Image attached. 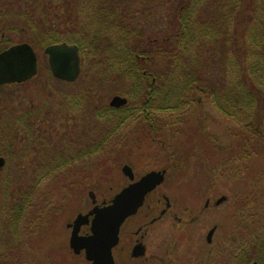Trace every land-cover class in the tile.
Segmentation results:
<instances>
[{
	"label": "rangeland",
	"instance_id": "1",
	"mask_svg": "<svg viewBox=\"0 0 264 264\" xmlns=\"http://www.w3.org/2000/svg\"><path fill=\"white\" fill-rule=\"evenodd\" d=\"M257 1L264 5V0ZM236 20L233 30L236 40L228 51L229 59L249 68L253 59H264V6L254 7L252 1L245 9L240 8ZM251 35L260 44L252 45ZM43 49L33 48L39 65L36 77L14 89L15 94L2 91L1 95L8 102L23 97L25 103L45 97L53 104L64 103L67 114L79 113L87 122H82L81 131H76L81 137L76 135L77 140L70 142L77 149L81 147V158L58 174L0 173V231H5L6 237L35 232L32 243L37 244L27 251L2 248L0 264H88L83 254L76 256L69 251L70 230L66 224L92 208L89 191L95 194L97 204H101L129 184L121 173L123 165H129L138 178L167 168L165 182L157 192L172 201L178 217L198 216V221L187 227H179L175 221L150 226L145 238L147 257L156 253L157 247L168 246L172 252L177 247L172 260L190 257V264H204L208 250L212 251L208 264H252L240 252V238L243 229L250 232L264 218V103L253 117L244 119L247 123L251 121L252 129L245 128L246 122L239 124L224 117L209 96L203 99L197 96V102L187 104V108L156 112L155 126L149 129L139 118L142 112L133 107L138 123L127 120L121 121L124 123L121 125L116 123L117 130L107 135L106 140H99L102 134L98 132L103 129L100 125L111 119L100 120L96 113L108 107L112 97L121 96L122 84L110 79L101 82L98 76L105 72L97 70L96 62L90 63L92 69L86 77L81 71L75 83L58 82L50 75ZM258 73L264 78V68ZM95 74L101 83L97 95L94 92L96 98L87 90ZM74 153L67 151L65 159L74 161ZM222 196L228 201L218 207L211 203L204 211L207 198L216 201ZM161 208L163 205H155L152 217H157ZM138 217L121 228L119 245L114 250L117 264H127L126 252L119 249L130 248L128 226L148 225L152 218ZM25 221L32 225L26 228ZM213 226L217 230L212 247H207L204 236Z\"/></svg>",
	"mask_w": 264,
	"mask_h": 264
},
{
	"label": "trees",
	"instance_id": "2",
	"mask_svg": "<svg viewBox=\"0 0 264 264\" xmlns=\"http://www.w3.org/2000/svg\"><path fill=\"white\" fill-rule=\"evenodd\" d=\"M249 1L0 0V44L75 45L84 77L96 62L97 70L105 72L98 76L101 82L121 83L128 104L97 111L96 118L111 119L100 125L99 140L115 132L116 123H138L135 109L142 112L139 118L146 127L154 128L156 112L179 110L196 103L197 96H209L224 117L245 125L244 119L264 103V78L257 74L264 59H253L246 68L230 61L228 51L236 40L233 30L240 8L252 1L254 7L264 6ZM250 40L254 46L261 42L252 35ZM95 75L88 82L91 94L101 86ZM250 122L246 129H252ZM71 139L77 140L67 134L66 151L81 152ZM240 252L248 262L264 264V218L250 232L243 229Z\"/></svg>",
	"mask_w": 264,
	"mask_h": 264
},
{
	"label": "flooded vegetation",
	"instance_id": "3",
	"mask_svg": "<svg viewBox=\"0 0 264 264\" xmlns=\"http://www.w3.org/2000/svg\"><path fill=\"white\" fill-rule=\"evenodd\" d=\"M0 26H3V24H0ZM1 37L4 38V36L2 35ZM18 44L20 43H14L6 48H3V45L0 44V53ZM52 79L55 78L52 77ZM28 81L20 84L15 83L0 86V160L3 161V164L0 167V173L22 172L32 173L36 175L38 173H62L65 169H69L72 163H78L81 158V152H76L74 153V161H71L70 159H65V153H67L65 149V137L67 134L69 136L72 135V133L75 137L76 135L81 137L80 134H76V131H81L82 122H87V120L85 118L81 119L80 114L76 111H73L74 113L68 112L67 114L63 106L64 103L60 102L59 104H53L52 102H48V100L46 101L45 97H42V99L40 100L37 99V101H32V99H30L28 101L29 103H25V99L23 97L19 98L18 101L11 99L10 102L6 101V99H8L7 97L4 98L5 100L3 99L1 95V93H3L2 91H6L7 93H9V95H12L14 93V89L26 84ZM92 95L95 96V93H92ZM94 98H96V96ZM62 113L63 116L60 115ZM66 164H68V166ZM167 170V168H163L161 170L156 171H165L164 182L167 176ZM139 178L135 177L134 175V181H137ZM160 186L156 187L155 190H153L145 197L143 206L137 211L134 216L128 218L122 225V227L125 226V224L127 225L132 219L137 218L140 215L143 216V220H147L152 217V214H154L155 205L158 207L163 205V208L160 209L158 216L152 217L148 225L144 223L143 225H137V227L135 228L128 226L130 227L128 229V239L130 248L128 251H124L122 248L119 249L121 253L126 252L125 257L127 259V264H190V257L188 259H171L176 253L177 247L174 248L175 252L174 250L172 252L170 248H168V246H166L165 248L157 247L156 253L147 257L148 253L145 246V238L148 233V228L150 226L175 221L179 227H187V225L193 224L194 222L196 223L198 221V216H192V218L189 219L186 215L185 218L184 215L183 217H178V214L174 212V206L172 201L165 194L157 192V189ZM154 196L157 198H155ZM221 198H225V200L219 205H222L223 203L228 201L227 197L222 196L219 199ZM219 199L213 201L212 198H207L204 202V211H206L210 207L211 203L214 207H218L219 205H216V202ZM71 223L66 224V228L70 230V233L71 229L68 226ZM23 224H26V228H29L32 225L31 222L26 221ZM15 226L18 227L16 220ZM84 228L86 229V231L82 232ZM211 230L213 231L211 239L210 241H207V236ZM216 230L217 226H213L210 230H208V232L204 236V240L207 247H212L213 238L216 233ZM14 232L16 233V231ZM14 232L10 231V233ZM120 232L118 244L112 251L114 264H117L114 250L116 252V249L119 245ZM88 233V227H83L80 229L79 235H87ZM0 234H3L0 235V250L2 248H5L6 250L10 249L11 252H14L16 250L23 251V249L24 251H27V249L31 250L32 247L37 246V244L32 243V239L35 236V232L33 233L32 231L28 233H23L22 237H18V235L16 234V236L12 234V237H6L5 231H0ZM2 238H10L11 241L8 242L6 240L5 242H3ZM2 242L4 243V245H2ZM137 246H142L144 248V253L140 257H133V250ZM63 247L66 251V246L63 245ZM68 249L72 253L69 248V245ZM211 252L212 251L210 250L206 252V260L204 264L209 263ZM202 257L204 259V256ZM196 264H201V262Z\"/></svg>",
	"mask_w": 264,
	"mask_h": 264
},
{
	"label": "water",
	"instance_id": "4",
	"mask_svg": "<svg viewBox=\"0 0 264 264\" xmlns=\"http://www.w3.org/2000/svg\"><path fill=\"white\" fill-rule=\"evenodd\" d=\"M52 76L60 81L73 83L80 74L79 49L66 43L51 45L44 49ZM38 72L37 58L28 44H19L0 53V86L24 83ZM127 104V99L114 96L108 107L119 109ZM3 161L0 160V167ZM121 173L130 181L133 172L127 165ZM165 171L149 172L139 180L132 182L117 193L108 204L97 205L93 192L88 193L93 208L86 214H78L68 226L71 229L69 248L75 255L84 254L89 264H114L112 250L119 240V231L125 220L134 216L142 207L145 197L164 181ZM221 198L216 205L221 204ZM89 227V234L79 235L82 227ZM213 231L207 236L210 241ZM144 253L142 246L134 248L132 256L140 257ZM252 264H256L255 262Z\"/></svg>",
	"mask_w": 264,
	"mask_h": 264
}]
</instances>
